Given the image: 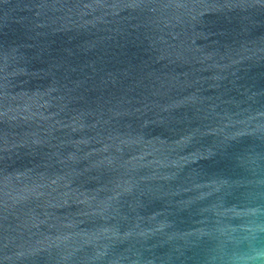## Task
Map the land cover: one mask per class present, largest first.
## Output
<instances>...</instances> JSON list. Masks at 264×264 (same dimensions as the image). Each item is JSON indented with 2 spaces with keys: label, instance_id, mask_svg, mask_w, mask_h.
Returning <instances> with one entry per match:
<instances>
[{
  "label": "water",
  "instance_id": "water-1",
  "mask_svg": "<svg viewBox=\"0 0 264 264\" xmlns=\"http://www.w3.org/2000/svg\"><path fill=\"white\" fill-rule=\"evenodd\" d=\"M0 264H264V0H0Z\"/></svg>",
  "mask_w": 264,
  "mask_h": 264
}]
</instances>
